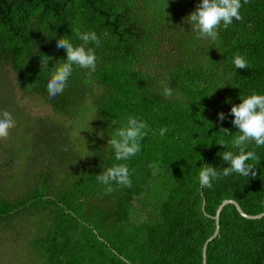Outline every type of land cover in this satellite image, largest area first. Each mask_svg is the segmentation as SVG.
Masks as SVG:
<instances>
[{"label": "trees", "instance_id": "16d2710c", "mask_svg": "<svg viewBox=\"0 0 264 264\" xmlns=\"http://www.w3.org/2000/svg\"><path fill=\"white\" fill-rule=\"evenodd\" d=\"M199 2L0 0V111L16 120L0 140V264H202L222 201L250 216L264 211V146L246 149L259 157L255 178L233 173L211 189L198 181L202 165L219 171L228 166L224 151L238 154L232 105L264 95V0H241L242 21L221 28L215 42L197 39L188 24ZM76 29L100 38L86 46L95 71L74 65L49 99L50 71L66 60L56 40L81 44ZM237 52L248 69L233 65ZM42 56L51 58L47 67ZM165 77L172 97L161 94ZM25 100L43 114L29 116ZM129 115L156 134L116 161L107 131ZM115 163L127 164L131 187L113 184L104 194L96 175ZM205 264H264V216L249 220L223 206Z\"/></svg>", "mask_w": 264, "mask_h": 264}, {"label": "clouds", "instance_id": "9594fccd", "mask_svg": "<svg viewBox=\"0 0 264 264\" xmlns=\"http://www.w3.org/2000/svg\"><path fill=\"white\" fill-rule=\"evenodd\" d=\"M250 0H243V4L247 5ZM242 7L241 0H200L196 5L195 11L191 12L187 17L188 24L191 25L192 31L196 34L197 39H205L215 42L219 39V30L228 29L232 25L233 20L242 21L240 14ZM76 37L82 41L81 44L75 45L67 38H59L56 40V47L65 50L66 60L57 61L50 71V78L47 82V92L49 99L55 98L61 94L67 86V81L73 72V66L81 69L95 71L97 56L91 47H86L93 43L99 46L100 38L94 31L81 32L75 30ZM208 58V57H207ZM47 56H42L41 66L47 67ZM232 63L236 69H248L247 60L237 52L232 58ZM167 77L160 81L162 86V95L164 97H172L173 89L167 84ZM34 85V84H33ZM222 88V87H221ZM241 102L232 105L229 115L233 116L231 123L238 129L237 135H229V130L221 128L220 131L225 135L233 136L231 144L233 148L238 149V154L232 151H224L222 160L227 163V167L220 169L214 168L208 164H204L199 168L198 181L201 188H212L213 180L227 177L233 173H238L243 177L255 178L257 175L256 164L259 157L255 151H246L249 143H253L257 147L264 146V95H257L255 92L246 97L240 96ZM227 102V101H226ZM219 121L225 119L224 113H218ZM112 125H116L113 129ZM119 125V126H117ZM16 126V120L12 114L6 110L0 111V140H6L9 137L10 130ZM109 128L113 131L107 135V145L110 146L115 153L116 161H127L141 151V141L150 131L155 135V131L149 129L147 123L140 118L129 115L123 122L117 119L112 120ZM90 131H92L90 129ZM167 128H160L159 135L163 137ZM104 133H98L103 137ZM219 145L224 148L227 145L220 141ZM253 161V163H247ZM150 168L156 170V164H149ZM96 180L104 186L103 193H111L114 188L113 184L121 187H131L130 172L126 163H115L105 171L96 175Z\"/></svg>", "mask_w": 264, "mask_h": 264}, {"label": "water", "instance_id": "95a60500", "mask_svg": "<svg viewBox=\"0 0 264 264\" xmlns=\"http://www.w3.org/2000/svg\"><path fill=\"white\" fill-rule=\"evenodd\" d=\"M227 204H230L232 205L235 210L237 211V213L242 217V218H245V219H249V220H255V219H259L261 217L264 216V211L261 212L260 214H257V215H253V216H250V215H246L244 214L239 206L234 202V201H231V200H224L222 201L218 207L216 208V211L214 213V216H213V219L215 221V228H214V232L212 234L211 237H209L203 244L202 246V249H201V257H202V264H205V248H206V244L213 238L215 237V235L217 234V231H218V215H219V212L220 210L222 209L223 206L227 205Z\"/></svg>", "mask_w": 264, "mask_h": 264}, {"label": "rangeland", "instance_id": "374dc122", "mask_svg": "<svg viewBox=\"0 0 264 264\" xmlns=\"http://www.w3.org/2000/svg\"><path fill=\"white\" fill-rule=\"evenodd\" d=\"M24 102H26L27 105H28L29 116H31V117H40L43 114L44 111L40 107L36 106L33 101L25 100ZM6 246L7 247H5V249H8L9 245L6 244ZM2 257L3 256H0V259H2ZM3 259H4V257H3Z\"/></svg>", "mask_w": 264, "mask_h": 264}]
</instances>
